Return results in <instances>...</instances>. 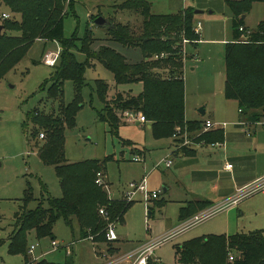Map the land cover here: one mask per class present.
<instances>
[{
	"label": "rangeland",
	"instance_id": "obj_1",
	"mask_svg": "<svg viewBox=\"0 0 264 264\" xmlns=\"http://www.w3.org/2000/svg\"><path fill=\"white\" fill-rule=\"evenodd\" d=\"M149 2L152 4V12L158 15L177 14L185 10L203 12L196 14L195 19L197 25L202 24L201 42L196 45L183 43L186 54L184 80L187 114L190 120L195 119L200 117L203 108L207 106L209 112L215 110L220 119L229 121L227 113L236 114L238 104L235 103L236 107L230 103L232 101H228L225 95L227 44L234 41V16L226 0ZM4 8L1 6L0 14L8 11ZM73 9L74 11L68 10L64 20V37H77L78 48L74 53L78 62L84 63L86 60L85 54L78 49L82 46L88 28L93 30L96 38L92 51L108 46L124 56L128 63L139 64L144 61L141 48L126 47L110 41L108 29L97 27L92 20V16L97 18L101 15L108 20H114L115 23L131 25L139 31L143 21L141 16L129 11H116L112 3L105 1L78 2ZM243 20L245 34L249 36L264 21V3H255L252 11ZM247 36L243 40H248ZM57 52H61L59 43L37 40L17 67L0 81V240L5 241L0 246V264H26L24 256L9 253V245L10 237L16 229L17 216L25 208L23 198L28 185L33 188L37 199L42 195L53 198H61L63 195L61 180L54 167L44 166L38 151L29 146L32 125L27 123L26 119V115L35 108H40L46 113H52L54 110L57 112L59 108V101L48 98L47 90L41 91L43 85L55 73V69L46 65L45 60L50 53ZM86 79L87 84L82 93L83 107L76 117L75 127L65 132L67 160L69 163L96 160L104 165L107 158L114 156L113 160L105 162L107 174H104V180L108 183L107 192L112 198H123L130 183L140 182L146 177L148 189L160 194L156 203L163 201V204L154 205L153 202L138 198L127 212L125 222L112 223L115 224L116 235L120 238L112 243L117 248L112 254L108 253L107 244L96 245L91 240H82L76 221L73 232L60 220L54 228V236L61 248L54 250L51 238L38 241L35 235L31 234L28 246L38 244L34 257L42 256L41 259L54 264H65L68 261L71 264H133L138 248L163 242L155 250L152 259L160 264H179L176 247L184 242L205 236L229 237L264 230V187L254 192V188L264 181L263 178L242 189L235 199L224 203L216 202L218 200H215L213 190L207 189V197L213 204L196 215L211 216L193 228L177 233L184 226L180 221V209L191 200L206 196L198 193V197L189 195L185 189H190L188 180L177 178L179 159L172 154L173 144L178 147L177 144L184 143V136L187 134L190 139L196 136L194 142L201 145L205 142L199 137L203 131L189 134L185 127L181 140L173 143V138L156 139L148 128L149 124L143 126L138 122H129L124 113H121L119 115L123 124L119 126V134L112 135L109 126L99 116L103 104L96 95L95 80L102 79L109 83V100H115L116 95L127 93L130 89H133V95H138L142 92L143 85L116 87L112 73L98 62H94V65L87 69ZM63 92L64 102L72 103L75 99V89L70 79L65 82ZM208 116L203 119L209 118ZM218 124L224 125L227 122ZM194 142L191 141V144L181 149L190 148L195 145ZM220 150L219 147L214 149L208 145V148L200 151L198 160L207 158L203 151L214 153ZM139 154L143 155L144 160L135 162L134 156ZM167 160L174 163L172 168L166 167ZM163 181H170V192L163 190ZM238 198L235 204L234 200ZM37 206L38 202L35 201L29 205V209L34 210ZM150 206L152 211L149 210ZM28 256L31 261L33 256L29 253Z\"/></svg>",
	"mask_w": 264,
	"mask_h": 264
},
{
	"label": "trees",
	"instance_id": "obj_2",
	"mask_svg": "<svg viewBox=\"0 0 264 264\" xmlns=\"http://www.w3.org/2000/svg\"><path fill=\"white\" fill-rule=\"evenodd\" d=\"M86 1L109 2L116 11L133 12L143 18L139 31L112 19L109 21L113 26L108 29L110 41L141 48L145 58L143 62L128 63L124 56L108 46L92 51L96 38L90 28L78 49L85 54L86 60L78 62L74 53L78 48L77 37H64V20L68 10L74 11L76 3ZM226 2L234 16V41L227 44L226 51V99L236 102L248 121L258 123L264 120V21L247 36L243 16L252 11L255 3H264V0ZM1 6L9 11L3 13L9 14L10 19L0 21L3 26L0 33V81L17 67L37 40L61 45L59 59L52 67L55 73L41 89L47 90L48 98L60 102L59 108L52 113L35 108L26 115V119L32 125L29 146L38 151L44 166L54 167L61 180L63 195L61 198L42 195L37 199L33 188L28 185L23 198L25 208L17 216L16 229L10 237L9 253L22 255L25 263L30 262L28 243L31 234L38 241L46 238L54 241V228L63 220L73 232L76 221L82 240L92 237L96 245L107 244L108 253L112 254L117 248L106 237L109 225L125 222L127 212L135 203L124 198H112L107 189L96 183L99 173L107 174L105 162L113 160L114 156L107 158L104 165L96 160L69 163L65 152V132L75 127L76 117L83 107L87 69L98 62L112 73L116 87L143 85L138 95H133L130 90L116 95L115 100H109V83L95 80V92L103 104L99 116L109 126L110 134L118 136L119 126L123 124L119 114L127 111L143 114L156 139L173 138L178 128L183 131L185 127L189 134L201 133L205 127L202 122L186 119L184 80L186 54L183 43L187 40L189 44L196 45L201 41L195 32L196 14L194 10L154 14L149 0H0ZM97 18L92 16L94 22ZM242 28L244 31H240ZM246 36L248 40H243ZM69 79L74 83L75 99L66 104L63 88ZM213 130L202 133L200 140L207 145L224 144L223 129ZM41 134L45 136L42 141ZM180 150L186 156L193 154L187 147ZM35 201L38 206L30 210L29 205ZM162 202L156 205H162ZM212 204L208 200L189 202L180 209V221L189 220ZM101 210L106 216L101 215ZM4 243L0 240V246ZM176 257L179 264H264V230L229 237L192 239L176 247ZM37 264L54 263L41 259ZM149 264L160 263L151 258Z\"/></svg>",
	"mask_w": 264,
	"mask_h": 264
},
{
	"label": "crops",
	"instance_id": "obj_3",
	"mask_svg": "<svg viewBox=\"0 0 264 264\" xmlns=\"http://www.w3.org/2000/svg\"><path fill=\"white\" fill-rule=\"evenodd\" d=\"M130 90L133 91V89ZM230 103L235 104L236 102L232 101ZM187 110L188 104L186 97L187 121H199L202 122L204 126L206 122L211 121L218 125L217 128H220L219 126L221 125L218 123L227 122L226 126L222 128L225 133L224 144L217 146L214 144L211 145L214 149L219 147L221 150L214 153L203 151V155L207 156L204 160H198V158L200 151L204 148H208L205 142L201 143V145L194 142L195 145L190 147L193 154L191 156H186L181 150L176 151L175 140L173 139L174 152H172V154L179 159L176 168L177 178L188 180L190 189L187 187H185V189H187L189 195L194 194V196L198 197V193L206 196L201 197L202 199H194V201L208 200L213 202L206 194L207 189H212L215 193V200H218L216 202L224 203L227 200L235 199L238 192L242 189L264 178V120L258 123H251L248 121L247 117L242 114L239 107H237L236 114L227 113L229 121L220 119L215 110H210L209 112L207 106L203 108L204 114L200 113V117L192 120H190ZM207 115H209V118L203 119ZM147 124L148 123L142 125L145 126ZM148 128L151 130V125H149ZM195 137L196 136L193 138ZM135 156L142 157L143 155L139 154ZM227 165H232L233 168L229 170L227 169ZM173 166L174 163H172L170 168ZM145 178L146 177H144V179ZM163 190L166 193L170 192V181L167 183L163 181ZM194 201L191 200V202ZM151 202L156 205V201ZM185 222L186 221L183 223ZM118 240H120V238H117L114 242ZM137 250H139V248Z\"/></svg>",
	"mask_w": 264,
	"mask_h": 264
},
{
	"label": "built area",
	"instance_id": "obj_4",
	"mask_svg": "<svg viewBox=\"0 0 264 264\" xmlns=\"http://www.w3.org/2000/svg\"><path fill=\"white\" fill-rule=\"evenodd\" d=\"M7 19H10V15L7 14V13H3V14H0V21H4V20H7ZM201 29H202V24L199 23L196 28H195V32L196 34H200L201 32ZM240 31H244V29L242 28ZM246 39V37H244ZM185 44H188L190 43L189 41L185 40L184 41ZM59 56H60V52H57V53H53V54H49V56L46 58L45 60V64L50 66V67H54L57 63V60L59 59ZM124 116L127 120H129V122H138V123H142V124H145L147 123V120L145 119V117L141 114V113H134V112H124ZM226 124L224 125H220L219 127L223 128L225 127ZM218 125L211 122V121H208L205 123V127H204V130L202 133H205V132H208L210 130H213L215 128H217ZM201 133V134H202ZM183 132L182 130H178L174 136H173V139L175 141L177 140H181V137L182 136ZM201 134L199 135V137L201 136ZM44 134L41 135V139H44ZM186 137L185 139V142L182 143V144H177V146L179 147H176V144H175V149L176 150H180L182 147H185V146H188L189 144H191L190 142H194V140H196L197 137L193 138V139H190L187 134L184 136ZM217 145H220V144H216L215 146ZM135 162H141L143 161L142 157L140 156H134V159H133ZM165 164H166V167L167 168H170L172 166V161L170 160H167L165 161ZM233 166L232 165H227V169H232ZM97 185L101 186V187H104L105 189H108V184H106L105 180H104V175L102 173H99L98 176H97V181H96ZM264 181L260 183V185H258L257 187H253L254 188V192H257L258 190H260V188L264 187ZM159 192H151L149 189H148V186H147V179L145 178L142 182H132L128 185V190L127 192H125V195H124V199L131 203V202H136L138 198H141L142 200L146 201V202H151V201H156L158 198H159ZM238 202V199L234 200V203L236 204ZM207 214V213H206ZM101 215L103 216H106L104 210H101ZM211 216V215H210ZM208 214L205 215V214H200V215H196L194 218L188 220L186 223H184L183 225V228L178 231L177 233H182L184 231H187L191 228H193L194 226L200 224L201 222H203L204 220L208 219L210 217ZM106 237L108 239V241L110 242H114L117 240V235H116V231H115V224H110L109 225V228H108V231H107V234H106ZM88 240H93L92 237H90ZM163 242H160V243H157V244H150V245H145V246H142L137 252H136V258L134 260V263L133 264H149V260L153 257L154 253H155V250L159 247V245H161ZM37 247H38V244L36 245H31L30 248H29V255L33 256L32 260L26 264H37V262H39L42 258H36L34 257L35 256V252L37 250ZM52 248L54 250H58L61 248V245L56 241H52ZM231 260H233V257L230 258Z\"/></svg>",
	"mask_w": 264,
	"mask_h": 264
},
{
	"label": "water",
	"instance_id": "obj_5",
	"mask_svg": "<svg viewBox=\"0 0 264 264\" xmlns=\"http://www.w3.org/2000/svg\"><path fill=\"white\" fill-rule=\"evenodd\" d=\"M203 12L202 11H196L195 14L199 15V14H202ZM246 18V16H243V19ZM94 24L97 26V27H101V28H107V29H110L112 28L113 24L111 23V21H109L108 19L104 18L103 16H99ZM3 30V26L0 25V33L1 31ZM205 112H203L202 110V114H204ZM0 167H1V163H0ZM151 218V214L149 216V219Z\"/></svg>",
	"mask_w": 264,
	"mask_h": 264
}]
</instances>
